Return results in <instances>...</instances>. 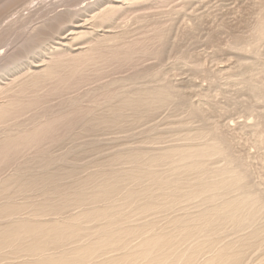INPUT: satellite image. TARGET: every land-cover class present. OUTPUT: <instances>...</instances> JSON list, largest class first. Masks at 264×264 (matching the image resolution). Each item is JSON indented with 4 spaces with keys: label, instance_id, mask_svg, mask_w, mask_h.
I'll return each mask as SVG.
<instances>
[{
    "label": "bare ground",
    "instance_id": "obj_1",
    "mask_svg": "<svg viewBox=\"0 0 264 264\" xmlns=\"http://www.w3.org/2000/svg\"><path fill=\"white\" fill-rule=\"evenodd\" d=\"M0 1L4 9L15 0ZM195 4L207 0H94L36 29L22 60L4 54L0 264H264V0L253 1L248 34L214 51L237 57L220 80L180 47L199 31L200 18L186 13ZM226 28H211L208 46ZM148 59L154 66H143ZM112 66L134 72L48 107ZM178 68L210 81L213 93L198 92L199 78L188 91L184 79L177 84ZM228 87L252 101L227 95ZM231 106L252 121L226 122ZM111 130L130 134L116 132L109 147L97 134ZM86 135L91 142L81 141ZM67 138L82 142L77 152Z\"/></svg>",
    "mask_w": 264,
    "mask_h": 264
},
{
    "label": "rangeland",
    "instance_id": "obj_2",
    "mask_svg": "<svg viewBox=\"0 0 264 264\" xmlns=\"http://www.w3.org/2000/svg\"><path fill=\"white\" fill-rule=\"evenodd\" d=\"M74 1L75 0H15L12 4H10L9 6L5 7L4 9L1 8L0 9V43H1V45H0V56H1V58H0V65L7 63V61H9L8 60L9 58H10V60H12L13 58L16 59L17 61H18V59L19 60L20 59L22 60V56L24 57L26 55V53H27L26 51L29 52V50L31 48L30 47L32 45L31 37H34L33 35L37 32V31L35 32L36 29H39L38 30V33H40V32H43V30H45V28L44 29H40L43 26L44 27L45 26H48L50 28L52 26H55L56 27L58 25V23L62 21V19H66L68 17L69 10H71L72 12L77 11L78 9L85 7L89 2H92L94 0H90L88 2H87V0H83V1L81 0L82 1V2L80 1L81 4L77 3L74 6H71L70 7V4L73 3ZM210 1L207 0V4L205 6H199V7H197L198 5L195 4L193 7L196 6L195 8L198 9L197 12H192V10L186 12L189 16H192V14H194L193 16L197 15L195 17H197V18L199 17L200 18V21H198L200 23V26H199V29H198L199 31H198V33L196 35V38H195L196 39V42H194L195 39L192 40V41L190 39L189 40L188 39H183L182 40L183 43H180L181 44L180 47H182L181 48L182 50L184 49V51L186 50L190 54L191 53L200 54V56H198V60L199 61L198 60L197 61L200 62V63H202L207 68V70L209 72L216 73L218 75L219 80H220V79H223L224 78V75L221 74V73L218 74L219 70H221V69L227 70V69H230V68L234 67L235 60H236L237 57L228 55V53H225V52H220V53H215L214 54V51L216 50L217 47H225L226 46L225 44L227 43V41L232 36H237V35H242L243 36V35L248 34V32H249V30L247 31V29L249 28L248 27L249 26L248 24L251 25V22H252L253 18L255 17L253 15H255V7L256 6H253V1H255V0H235L236 2L234 0L233 1L232 0H210ZM0 2H2V1H0ZM228 3L229 4H232L230 6V8H231V15H230L229 11L227 10L228 9L227 8L228 6L225 8L226 5H229ZM235 3H237V4H235ZM179 4H180V1H176L170 7L173 8V7L178 6ZM156 7L157 6H155V8ZM29 8H31V9L28 10ZM153 11H157V9H155ZM226 11H227V13H226ZM189 12H191V13H189ZM239 12L241 13V15H240ZM242 12L245 15H243ZM58 15H59L60 18L58 17ZM188 15L187 16L183 15L180 18H178V20L176 21V24H175V27L176 28L174 27V34L176 32V29H178V27H179L178 30H180V31L183 30V28L185 27V22L188 20ZM202 19H203V21H202ZM206 19H207V21H206ZM235 19H236V21H235ZM16 22H19V23L17 24ZM22 22L28 23L27 24V27L24 28V29H21L22 28V24H24ZM203 23H205V24L203 25ZM183 25H184V27H183ZM222 25H226V27H227L224 30V34L223 35H221V34L218 35V39L213 44L214 46H211V45L208 46V44L206 43L205 39H206L207 34L210 32V29L213 28L214 26H222ZM200 27H202V28H200ZM3 42H4V44H3ZM186 44H187V46H186ZM188 45H190V46H188ZM188 48H190V49H188ZM205 49H206V51H205ZM13 52H14V54H13ZM4 54L6 56H8L9 58L8 57H5ZM19 55L20 56L22 55V56L20 57ZM15 57H17L18 59L15 58ZM2 58H4L5 60L7 58V61L4 63ZM172 62H173V59L169 55H165V63L166 64H172ZM154 64H155V60H153V59H148V60H146V61L143 62V66L144 67L154 66ZM113 68H115V69H113ZM106 69L103 71L105 73L101 77V81L100 82H97L96 84L93 82L92 84L86 85V88H84L85 87L84 86L83 88L82 87L81 88H78V90L77 89H72V91L69 93V95H71V96H69L68 94H65L67 97L65 95H63V97L61 96L62 98L60 96H57V97H55L56 100L59 97L62 100L59 98V101H55L54 100L55 102L52 101L53 103L52 102L51 103L49 102L50 105L48 103V107L53 108V109H56V103L57 102H61V103H57L60 106V104H62V102L63 101H66V99H68V98H69V101L71 103L76 98V96L79 95V93L80 94L81 93H86L87 90L89 91V90L94 89L95 87H97L98 84L105 83L106 81L107 82L108 81H111L112 79L113 80H115V79H122V77H123V79H126V78L130 77L132 75V73L134 72V69H132L130 67H125V68L121 69V71H120V68L119 69L118 68L116 69V67H114V66L107 67ZM108 69H110V71L113 69L111 71L112 72V75H110L111 72L109 71L110 72L109 73L108 72ZM178 69L180 71H178L177 69H176L177 71H174V70H171V71L174 74H175V72H177V74L179 76L177 74L174 75L173 73H171V75H172L171 78H173L175 80V82L177 81V84L182 83V81H183L182 79H184L183 82H186L187 81L185 83L187 86L182 83L183 86H184V88L187 91L190 88V87L188 88V86L190 85L189 82H188V80L193 79V78L195 80H197L199 78L200 80L199 79H198L199 81L197 80L199 83L196 81L197 82V85H198V87H197L198 92H199V89H200V91L202 90L203 92H206V91L209 92L211 90L209 93H213L212 92L213 90L209 88L210 87V85H209L210 84V81L208 83L206 79H203V78H200V77H197V76L195 77L192 73L190 74V72L186 71L185 69H183V70H182V68H178ZM116 71H118V73ZM113 72H116V74L113 73ZM183 72H185V73H183ZM87 75H88V77H90L91 79H93L94 76L96 75V73L94 71H89V72H87ZM125 75H127V76H125ZM171 75L169 74V76H171ZM176 75H177V79L179 78L180 80H177L176 79ZM104 76H106V77H104ZM103 79H105V81H103ZM182 84H180V86H182ZM94 85H96V86H94ZM88 86H89V88H88ZM201 86H203V87H201ZM202 88H204L205 91ZM207 89H209V90H207ZM84 90H85V92H84ZM78 91H79V93H78ZM72 93H74V94H72ZM221 94H222V92H221ZM229 94H230V96H233L234 98H238L239 101H244L245 99L248 102H251L252 101L249 98V96H241L237 92V89L236 88L234 89L232 87L231 88L228 87L227 88V95H229ZM218 97H219L218 100L220 102L226 103V100L223 99L224 98L223 96H220V94H218ZM195 98L197 99V97H195ZM195 98H193V99H195ZM53 99H51V100H53ZM68 102H64V103H66L67 105H69V109H70L71 108V104H68ZM89 104H90V98L88 97L87 99L84 100L83 107L84 106L85 107H88ZM231 107H229V109H230L229 116H231V119H230L229 116H228L229 118L226 116L225 117L226 122H228L230 124L233 122V125H235V124H237L239 122H244L245 120L246 121H250V120L252 121V118L250 120H249V118H247V116L249 117V115L243 113L241 110H235V108L233 106H231ZM260 107L261 106H259V109H260ZM166 114H169V112H167ZM32 115L33 114L29 115L30 116V119L32 118L31 117ZM29 116H28V118H29ZM241 117H243V118H241ZM28 118H26V119H28ZM32 119H34V118H32ZM30 122H33V121H31V120L28 121L29 124H31ZM25 123H27V121ZM112 131H113V133H112ZM100 132H102L103 134L100 133ZM100 132H98V134L97 133L96 134L97 135H100L101 136L100 137L101 139L102 138L105 139V140L108 139L109 140V144L112 143L111 141L113 139L119 138L120 136L121 137H124V136L126 137V136H128L127 134H130V133H127L126 135L125 134L122 135L121 134L122 132H120L119 130H116V131L115 130H111L110 132H108V131H105V132L104 131H100ZM116 132L119 135V137L116 134ZM112 135H114L115 137L112 136ZM88 136H92V135H86L85 137L81 136L80 137L81 138V141L83 139H85L84 142L85 141H86V143L91 142L92 139H93V137H91V139H89L90 137L88 138ZM95 138L96 137H94V139ZM240 138H241V141H243V140L246 139V136L245 135H240ZM69 139L67 138L66 140L68 142H70V143H68L65 140V142L69 144V147H67V149L68 150H69V148L72 149V150L75 149V151L77 152L78 151V147L82 145V144L81 145L79 144L81 141L78 142L76 140V142H78V145H77L74 141H73L74 144H72L73 143L71 141L72 139H70V140ZM87 140H89V141H87ZM63 143H62V146H64L63 148L65 150L62 149V147H60V144H54V145H56L54 149L57 150L58 148H60V149L64 150L63 152H66L67 151L66 150V146H68V144L65 145L66 143H64V144ZM71 144H72V146H71ZM54 145H53V147H54ZM58 145H59V147H58ZM112 145H113V143L109 147H111ZM73 146L75 148H72ZM53 147L51 146V148H53ZM54 149L53 150L51 149V150L54 152ZM60 149L57 150V151H55V153L57 152L56 154L60 155V153H61L60 152ZM44 150L45 149L43 148V151ZM251 151L253 152L254 149H252ZM55 153H53V154L56 155ZM93 154H95V153H93ZM20 159H18L17 162H19ZM20 161H23V160H20ZM85 161H87V160H85ZM162 224L165 225L164 222H162Z\"/></svg>",
    "mask_w": 264,
    "mask_h": 264
}]
</instances>
